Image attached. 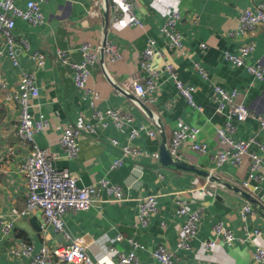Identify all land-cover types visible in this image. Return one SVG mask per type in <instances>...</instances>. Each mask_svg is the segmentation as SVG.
I'll use <instances>...</instances> for the list:
<instances>
[{"label":"crops","instance_id":"obj_1","mask_svg":"<svg viewBox=\"0 0 264 264\" xmlns=\"http://www.w3.org/2000/svg\"><path fill=\"white\" fill-rule=\"evenodd\" d=\"M28 1L19 0L18 5L25 8ZM34 1L41 4L44 22L32 26L16 19L14 33L30 44L28 51L17 47V64L9 57V46L0 33V50L5 54L0 61V76L10 89H16L22 72L35 74L40 95L31 100L30 112L35 118L44 115L49 127L37 133L33 143L22 144L17 138L18 108L6 100L5 91L0 88V213L15 220V229L10 235L0 232V264H32L30 257L11 253L19 241H29L38 251L44 245H67L75 237L84 238L88 254L99 264H118L117 256L106 252V245L118 235L124 239L114 245L124 253L132 251L129 238L145 245V249L137 251L139 264H161L152 254L159 245L173 249L181 264L197 261L264 264V261L257 263L254 258L257 247L264 248V166L259 173L263 180L244 188L240 180L244 167L230 163L218 167L212 160L226 147L217 129L224 128L229 120L228 108L223 113L217 110L216 85L228 91L237 89L239 101L256 115L264 112V82L225 58L226 52L238 53L241 41L227 34L238 27L243 10L254 9L255 0H136L135 12L143 28L131 23L120 0ZM116 10L124 16L114 19ZM174 11L182 16L176 26L183 36L182 53L170 48L161 32ZM252 39L255 49L248 62L264 66V27ZM106 40L118 46L121 59L116 63L101 62L92 68L88 86L99 93V98L95 99L76 87L72 70L62 65L55 53L58 49L66 50L70 61L80 62L79 46L88 43L96 48ZM152 40L174 64L179 79L196 87L195 101L202 108L198 111L187 103L174 80L162 71V60H158L156 66L161 67V74L157 90L150 96L153 100L149 101L148 110L152 116L157 115L163 131L154 138L147 134L151 130L158 131L152 116L135 105L128 83L133 76L144 75L140 54ZM201 44L206 47L202 48ZM40 50L46 54V59L38 66L32 55ZM197 65L207 73V79L200 74ZM107 75L117 84V89ZM109 109L131 113L133 122L117 127L107 116L102 121L96 117V113L106 115ZM85 123L95 125L97 132L83 134L77 157L68 158L60 142L62 134L69 127ZM184 123L201 127L200 140L208 146V154H198L186 145L174 158L194 167L197 172L166 165L161 156L163 145L170 144L173 131ZM235 124L231 138L234 141L254 139L249 150L264 161V150L260 148L264 146V129L258 119L248 118L243 122L235 121ZM133 128L139 129L140 135L131 140ZM113 141H117L118 146ZM122 146L135 147L141 155L126 156ZM34 147L48 149L56 157L55 166L77 177L81 187L105 177L123 189L124 200L111 201L103 193L102 201L90 210L65 216L68 237L57 232L53 226L46 225L39 213L28 214L25 209L27 181L18 166L30 156ZM117 159L124 160V164L112 170V163ZM210 173L215 176L213 185L207 179ZM148 195H158V211L150 217L148 225L142 226L138 224L139 203ZM178 201L190 212L204 209L190 250L177 247L186 220L178 213ZM248 204L259 209L244 219L242 210ZM218 223L232 230L238 240L231 246L220 240L216 247L206 249L204 242L214 239L213 229ZM257 228L263 235L249 238L247 233Z\"/></svg>","mask_w":264,"mask_h":264},{"label":"built area","instance_id":"obj_2","mask_svg":"<svg viewBox=\"0 0 264 264\" xmlns=\"http://www.w3.org/2000/svg\"><path fill=\"white\" fill-rule=\"evenodd\" d=\"M47 1V0H43ZM136 0H120V4L126 15L131 17V23L137 27H144L143 22L135 12ZM159 2L160 0H150ZM19 0H0V33L3 34L9 46V57L17 64V47L21 46L26 51L30 49L29 41L26 38H20L14 33L16 19H21L32 26L41 25L45 16L41 10L39 1L30 0L26 7L22 8L18 5ZM114 19L124 16L123 13L114 12ZM182 19L179 12H172L166 23L161 29L163 35L168 39L170 48L177 52L184 51L183 36L177 30V24ZM194 22H197L196 20ZM264 27V0H255L254 9H245L242 11L235 30L227 35L241 41L238 53H225L227 61L238 67H244L256 79L264 82V66L261 63L250 64L248 59L254 52L255 45L253 35ZM205 48V44H201ZM78 51L82 57L79 62H73L68 59V51L58 49L55 53L56 59L64 66L69 67L74 75V82L78 89L84 90L92 94L95 99L99 98V93L89 89V79L92 75V68L99 63L109 61L116 63L121 59V52L116 44L106 40L101 46L94 47L88 43L79 46ZM4 52L0 50V61L4 56ZM34 63L41 66L46 59L43 51H37L32 55ZM158 60H162V71H165L174 80L176 88L180 95L195 110L201 111L202 108L195 101L196 87L189 83L181 81L176 73L174 64L167 60L165 53L155 46L152 40L149 42L145 50L140 54V68L144 75H135L129 80L131 87V96L133 102L139 109H149L148 103L152 102L150 96L156 92L158 87V79L161 74L159 65L156 66ZM199 68L200 74L207 79V73ZM108 81L116 88L117 84L107 75ZM0 88L5 91L6 100L12 102L19 111L17 138L19 141L28 145L34 142L35 135L46 131L49 127V121L44 115L35 118L31 112V100L38 98L40 90L36 82L34 73L28 71L22 72L19 77L16 89H10L0 76ZM117 89V88H116ZM121 90V89H119ZM215 100L217 102V110L223 113L227 108L229 120L225 127L217 129V134L226 146L224 150L212 157L215 164L220 167L230 163L236 167H244V173L240 180L242 187L247 188L252 182H260L263 177L259 174L264 166L263 158L255 153L250 152L249 148L254 144V139L234 141L231 134L236 130L237 122H243L248 118H257L260 125L264 129V112L256 115L243 102L239 101V91L234 89L228 91L222 86L214 87ZM149 111V110H148ZM150 112V111H149ZM146 111V113L151 114ZM105 116L112 119L117 127L129 126L133 122V116L129 112L119 109H109L106 115L96 113L99 120L106 119ZM153 122L158 131H148L147 134L154 138L158 136V132L163 131V126L157 115L152 116ZM106 125V124H105ZM96 126L91 123L76 125L67 128L61 137V145L66 151L68 158H76L79 153V139L83 134H96ZM202 129L200 126L181 124L173 131L170 144L167 146L171 156H178L180 149L186 145H190L192 150L201 155L208 154V146L201 142L200 136ZM140 135L139 129L131 130L130 139L134 140ZM113 144L118 146L117 141ZM264 150V146L260 145ZM124 155H130L136 158L141 155V151L131 146H122ZM56 157L48 149H40L34 147L30 156L18 166V170L25 176L27 181V190L25 194L26 212L28 214L41 213L46 225H51L57 232L63 233L66 237L68 234L65 229V216L68 213L79 211H88L96 206L102 200L101 195L105 193L111 201H123V189L111 183L107 178H102L87 187H81L78 184V178L72 175L68 170H61L55 166ZM124 160L117 159L112 163V170L121 167ZM214 174L208 175L209 182L214 184ZM178 213L185 216L186 220L182 226V237L178 241L179 250H190L191 241L196 237L201 220L203 218L204 209L199 208L195 211H188L184 203L177 202ZM259 208L255 209L250 204L246 205L242 210V216L247 219L249 214H255ZM158 211V195H148L140 199L138 224L142 226L148 225L150 217ZM15 229V220L5 217L0 213V232L8 236ZM214 239L204 242L206 249L216 247L220 240L227 245H233L238 240L235 233L228 229L223 223H218L213 229ZM249 238L261 237L263 232L257 228L248 234ZM124 237L118 235L111 243L106 245V252L117 256L118 264H139L137 256L138 250L145 249V245L135 238H129L127 241L132 247L130 253H124L116 249L114 243L123 241ZM12 254H22L31 258L32 264H99L89 254L82 237H75L67 245L50 247L44 245L40 250L36 251L29 241H19L17 246L11 250ZM154 258L161 264H181L175 251L167 245H159L152 252ZM257 263L264 261V248L257 247L254 254ZM193 264H211L206 261H197Z\"/></svg>","mask_w":264,"mask_h":264},{"label":"water","instance_id":"obj_3","mask_svg":"<svg viewBox=\"0 0 264 264\" xmlns=\"http://www.w3.org/2000/svg\"><path fill=\"white\" fill-rule=\"evenodd\" d=\"M147 112H149L147 109H145ZM161 156H162V159H163V162L166 164V165H170V166H175V167H178V168H181V169H185V170H193V171H196L197 170L194 168V167H190V166H187L186 164H184L183 162H180L178 160H175L173 159V157L171 156L168 148L166 147V145L164 144L162 149H161ZM255 191L258 192L259 189L255 188ZM243 195L246 197V198H250V195L246 192H243ZM261 209L263 210V208L261 207ZM41 215V213H39Z\"/></svg>","mask_w":264,"mask_h":264}]
</instances>
